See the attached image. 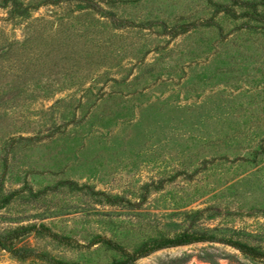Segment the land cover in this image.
I'll use <instances>...</instances> for the list:
<instances>
[{"label": "rangeland", "instance_id": "obj_1", "mask_svg": "<svg viewBox=\"0 0 264 264\" xmlns=\"http://www.w3.org/2000/svg\"><path fill=\"white\" fill-rule=\"evenodd\" d=\"M256 1L258 11L264 4ZM232 0H0V235L110 264L181 232L264 251V22ZM41 226L71 237L59 242ZM264 264L218 243L133 264ZM0 264H48L0 247Z\"/></svg>", "mask_w": 264, "mask_h": 264}, {"label": "trees", "instance_id": "obj_2", "mask_svg": "<svg viewBox=\"0 0 264 264\" xmlns=\"http://www.w3.org/2000/svg\"><path fill=\"white\" fill-rule=\"evenodd\" d=\"M234 4H244L249 11H246L248 17H252L256 20L264 22V13L258 11L257 2L256 1H239L232 0ZM259 4H264V0H260ZM36 227L29 226L23 227L20 230H15L6 235H0V247L7 252H9L12 256L17 258H27V257H37L48 264H81L78 262H63L60 259H57L51 256L48 253L38 252L32 248L25 247H16L13 243V239L29 232L30 230H35ZM40 232L48 233L53 239L59 242H70L72 240L71 237L63 236L58 233H55L48 227L41 226L40 229H37ZM97 243H102L107 245L110 248H113L121 253L123 256L120 259H114L110 264H133L137 259L147 256L151 252H154L163 248H170L180 245H189L193 243H218L221 245H225L231 247L232 249L238 251L239 253L256 259L264 260V251L258 250L252 245H249L241 240L234 239L226 236H219L212 233H207L204 231H194L188 232L184 231L175 236L165 237L160 240L152 242L150 245L143 246L135 251H128L124 246L119 244L118 242L107 238L102 235H97L93 237L87 244V246H91ZM207 264H219L212 254H205L201 257Z\"/></svg>", "mask_w": 264, "mask_h": 264}]
</instances>
